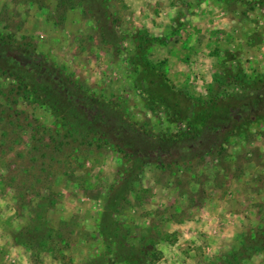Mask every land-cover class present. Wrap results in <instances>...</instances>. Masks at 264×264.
Masks as SVG:
<instances>
[{
    "label": "rangeland",
    "instance_id": "374dc122",
    "mask_svg": "<svg viewBox=\"0 0 264 264\" xmlns=\"http://www.w3.org/2000/svg\"><path fill=\"white\" fill-rule=\"evenodd\" d=\"M0 264H264V0H0Z\"/></svg>",
    "mask_w": 264,
    "mask_h": 264
},
{
    "label": "trees",
    "instance_id": "16d2710c",
    "mask_svg": "<svg viewBox=\"0 0 264 264\" xmlns=\"http://www.w3.org/2000/svg\"><path fill=\"white\" fill-rule=\"evenodd\" d=\"M106 1H109V0H106ZM211 107H213L214 109H216V107H215V106H211Z\"/></svg>",
    "mask_w": 264,
    "mask_h": 264
}]
</instances>
